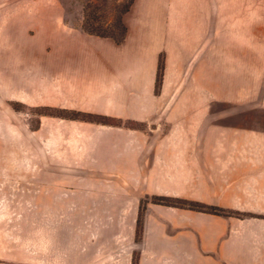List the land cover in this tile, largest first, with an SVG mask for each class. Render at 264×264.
Masks as SVG:
<instances>
[{
    "label": "crops",
    "instance_id": "1",
    "mask_svg": "<svg viewBox=\"0 0 264 264\" xmlns=\"http://www.w3.org/2000/svg\"><path fill=\"white\" fill-rule=\"evenodd\" d=\"M124 22L121 44L87 33L103 42L56 47L66 67L56 72L54 97L57 106L144 127L70 119L84 136V161L52 151L36 156L34 173L25 154L0 148V178L94 196L85 208L70 205L87 213L81 225L72 220L70 264H133L136 254L138 264H264V0H135ZM147 195L244 215L149 202L137 241ZM41 243L62 249L55 238Z\"/></svg>",
    "mask_w": 264,
    "mask_h": 264
},
{
    "label": "rangeland",
    "instance_id": "2",
    "mask_svg": "<svg viewBox=\"0 0 264 264\" xmlns=\"http://www.w3.org/2000/svg\"><path fill=\"white\" fill-rule=\"evenodd\" d=\"M98 1L0 0V148L8 156L12 150L15 156L29 157L31 172H41L36 156L54 151L84 161L86 143L79 129L70 119L40 115L39 107L72 109L56 105V72L66 67L65 59L55 61L56 47L103 42L83 30L86 6ZM62 24L75 29L70 32ZM17 166L19 174L23 168ZM93 197L54 181L0 178V264H70L72 220L81 225L87 216L70 205L85 208ZM46 237L57 239L62 249L47 251L41 243Z\"/></svg>",
    "mask_w": 264,
    "mask_h": 264
},
{
    "label": "trees",
    "instance_id": "3",
    "mask_svg": "<svg viewBox=\"0 0 264 264\" xmlns=\"http://www.w3.org/2000/svg\"><path fill=\"white\" fill-rule=\"evenodd\" d=\"M134 2L135 0H99L98 2H89L86 6L83 30L100 38H110L118 44L123 43L127 35V27L124 22V16L130 11ZM109 18H111L110 22ZM164 68L165 61L164 57L161 56L156 79L157 91L162 85ZM39 110L40 115H50L108 126H126L132 128L137 127V125H127V123L130 122L133 124H137L136 121L124 120L122 118H117L110 115L55 107H39ZM149 202L163 204L166 206L214 213L222 216L244 215L238 211L226 209L218 205L208 204L201 201L165 195H147L141 200L140 204V212L137 219V241H140L144 234L145 210ZM133 264H138L137 254L134 255Z\"/></svg>",
    "mask_w": 264,
    "mask_h": 264
}]
</instances>
